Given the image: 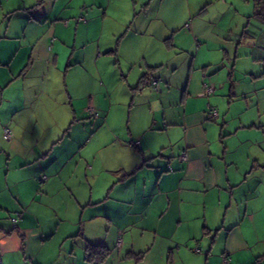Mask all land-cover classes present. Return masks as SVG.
Segmentation results:
<instances>
[{
    "label": "crops",
    "instance_id": "crops-1",
    "mask_svg": "<svg viewBox=\"0 0 264 264\" xmlns=\"http://www.w3.org/2000/svg\"><path fill=\"white\" fill-rule=\"evenodd\" d=\"M8 1H0L3 12L33 8L25 26L48 20L43 0L26 8ZM164 1L81 0L76 7L90 20L82 27L101 28L78 46L63 34L70 25L63 18L86 21L74 17L73 0L52 12V27L35 39L17 44L18 35H0V264H57L61 257L64 264H109L114 253L135 264H221L225 251L231 264H264V163L252 148L240 150L244 140L232 139L243 125L231 127L219 111L208 116L216 86L233 85V69L222 78L205 73L213 64L264 61V20L255 0ZM180 9L189 24L182 14L174 18ZM105 53L114 60L113 84L102 76ZM182 55L191 57L190 75L173 86L168 75L176 67L168 64ZM52 72L63 73L71 110L57 139L43 138L47 126L34 120L50 109L40 106L45 92H29L33 76L49 82ZM19 81L21 98L4 97ZM206 83L216 84L208 96L201 95ZM88 246L106 250L102 261L88 259L96 258Z\"/></svg>",
    "mask_w": 264,
    "mask_h": 264
},
{
    "label": "rangeland",
    "instance_id": "rangeland-1",
    "mask_svg": "<svg viewBox=\"0 0 264 264\" xmlns=\"http://www.w3.org/2000/svg\"><path fill=\"white\" fill-rule=\"evenodd\" d=\"M0 1L2 2L3 0ZM67 1L68 0H43L42 6H45L48 9V13H47L48 15H46L48 20H46L45 17L39 19L38 21L41 23L40 27L38 25H34L33 23L31 25L25 26L26 20L33 19V15H34L33 8H28L26 10L21 9L19 11H14L12 13H8L5 10L3 12L2 9H0V35H5L6 31L8 35H10L11 37H13L14 35H18V38L20 40L11 41V42H16L17 44H19V42L21 43L25 42L27 39L30 38L31 40L35 39L36 37L35 34L37 32H40L41 28L46 27L45 29L47 30L48 28L52 27L53 22H55L54 20L51 21L52 12H56L57 8L64 5V3H66ZM36 2L37 0L8 1V3H10L12 7L20 6L22 8H26L29 5H32ZM80 2L81 0H73V2H71L70 4L68 3L67 5L71 7L72 6L76 7L80 4ZM190 2L192 3V5H195L194 0H190ZM163 3L165 4L166 0ZM180 3L183 4V1H180ZM151 6L153 7L154 3H152ZM235 7L236 9H239L238 4H236ZM87 11L88 10L85 9H81L80 11H78L77 7L75 8V13L73 14L74 17L83 16L86 20L82 24H80L81 22L80 23L76 22L73 17L63 18V19H67L70 22L68 29H66L63 34L67 39V41H69V43L72 45L73 42H75L73 38H75L76 40L75 45L78 46L81 45V43H83V40L85 39L86 36L94 37V36H98L100 33L101 24H99L98 22L96 24H91L90 22L87 26L82 27L84 23L90 21L89 17L87 16ZM179 12H177L174 18H176V20H179L177 19V16L179 14H182L184 15V18L182 20L185 21L183 23L189 24L191 20L189 14L185 13L184 9H180ZM216 12L217 11H212V14ZM218 15L221 19H223L222 11ZM167 20H168L167 17L161 18L160 21L161 25H162V21L166 22ZM60 21L62 22V20H57L58 23H60ZM105 21L106 22L110 21V18L106 17ZM233 22L236 23L237 19L233 20ZM108 27H106V29H108ZM23 31H24V35H23ZM105 33H106L105 36H103L104 43H106L109 40V38H106L108 31H105ZM24 38H26V40H24ZM210 39L211 41H213L212 38ZM104 43H102V45ZM93 45L94 43H91L90 45L92 49H93ZM244 46L246 47V45L243 44L241 48H243ZM103 48L104 45L102 46V49ZM243 49H241L240 53H244L245 49L244 50ZM85 52L87 56V63L92 65L93 64L91 60L92 52H90L89 50H86ZM170 53L172 56L174 55V52H170ZM102 56H103L101 59V64H102L101 70H103L102 76H104V81L113 84L114 72H115L114 60L112 57H108L107 53L103 54ZM182 57H184L185 60L176 58L173 60L172 63L168 64L170 67H174V65L176 67V69L174 70L176 74H174V76L171 74L168 75V77H170V80L173 83V86H175L178 83L180 77H183L185 74H188L187 76L190 75L188 65L191 57L187 55H182L181 58ZM208 69L209 70L205 73L211 74L213 76L216 74L215 78H222V76L225 77L229 74V71L233 69L231 72L233 85L227 82L228 84L226 85L225 89H220V84L217 85L214 97H211V99L213 100L212 103H214L215 100V103L213 104L215 105L214 108L217 110V112L218 111L220 112V117H222V115L225 117V122L230 123L231 127L237 126L239 123L240 125H243L240 128H238L236 134L231 135V137L233 136L232 139L239 138L240 140H244L242 144V146L244 147H240V150L244 152L246 151L248 152V149L252 148L253 151L249 150V152L253 153L251 155H253L259 161L261 160V162L264 163V73H262L264 72V61L253 60L246 62L245 60H242L238 62V64L234 68L228 67L227 64H224L222 66L213 64V66H208ZM194 70L199 71L200 68H196V69L193 68V71ZM95 77L99 79L98 76ZM30 81L31 82H30L29 92L31 93L36 91L45 92L44 97L42 98L40 104L41 108L44 109L45 106L50 107V109L48 108V110L45 111V115L37 114L34 116V120L35 119L37 120V124L39 126L41 127L47 126L46 131H44L46 136L43 138H49L53 136V139H57L59 137H62L61 136L62 131L66 127H68L69 124L68 113L71 111L69 103L66 101L64 95L65 80L63 73L62 72L50 73L49 82L48 80L46 81V79L43 76L39 78L33 76ZM214 85L216 84L214 83ZM22 88H23V84L20 81L19 83L12 84L8 89L4 91V97L7 96L14 99H16L17 97L21 98ZM218 123L223 124L224 122L222 121V119H220ZM250 123H255V125L251 126ZM2 129L3 127L1 126L0 130L2 131ZM59 129L61 130L58 132L57 130ZM87 130L89 134L93 131V128L89 129V127H87ZM64 147H66V145H63V148ZM109 150L111 153L114 152V149H109ZM240 150L237 151V154H241ZM11 168H12L11 175L13 176L15 181H18L20 175H18L17 170L15 171V169H13L12 163H11ZM19 193H21L20 197L24 201L28 199L29 195L26 192L22 191ZM51 197L52 196L49 197V200L51 199ZM52 201L61 203V198L59 196H55V199H53ZM7 205L10 208V211H13L12 213L16 214L15 207H17L18 205L15 204L10 199V195L7 196ZM112 256L114 257L112 258ZM111 260L115 264H135L134 259L119 258L116 256L115 253L113 255L112 254L110 255V259L108 260L109 264ZM65 261L67 263V260L61 257L57 261V264H64ZM150 263L152 262L150 259H148L145 263L142 264H150Z\"/></svg>",
    "mask_w": 264,
    "mask_h": 264
},
{
    "label": "built area",
    "instance_id": "built-area-1",
    "mask_svg": "<svg viewBox=\"0 0 264 264\" xmlns=\"http://www.w3.org/2000/svg\"><path fill=\"white\" fill-rule=\"evenodd\" d=\"M157 81L158 80L155 79L152 82V85H153L154 89H157ZM214 90H215V86H214L213 83H210V84H207L206 83L203 91L201 92V95L208 96L211 93H213ZM92 113H94V112H92ZM208 116L210 118L216 119L218 117L217 110L215 108L209 106ZM4 133H5V135H6L7 138H10L11 133H10V131L8 129H5L4 130ZM134 143H135V145H139V142L138 141H136ZM179 158L182 159V160H185L186 159V152L185 151H182L181 154L179 155ZM42 179H45V176H43V177L40 178V180H42ZM11 220H12V222H16L17 216L12 217ZM117 243L118 244L120 243V239L117 241ZM221 264H231L230 257H229V253L227 251L223 252V254L221 256Z\"/></svg>",
    "mask_w": 264,
    "mask_h": 264
},
{
    "label": "trees",
    "instance_id": "trees-1",
    "mask_svg": "<svg viewBox=\"0 0 264 264\" xmlns=\"http://www.w3.org/2000/svg\"><path fill=\"white\" fill-rule=\"evenodd\" d=\"M255 1H256V8H257L255 15H256L257 18H260V19L264 20V0H255ZM157 83H158V81H157ZM151 85H152V83H151ZM152 87H153V85H152ZM87 250H88V253H87L88 257H90L91 255H94V254L96 256L95 259H94V257H93V259L92 258H88V259H90V261L100 262V261H102V259L106 255V250L105 251H103V249H101V250L97 249L96 250V248L92 247V246H88ZM141 254H142V252H140L138 254L136 253L134 255L136 256V258H139V257H141Z\"/></svg>",
    "mask_w": 264,
    "mask_h": 264
}]
</instances>
